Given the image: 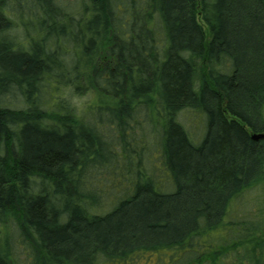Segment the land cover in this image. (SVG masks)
<instances>
[{
    "label": "trees",
    "instance_id": "1",
    "mask_svg": "<svg viewBox=\"0 0 264 264\" xmlns=\"http://www.w3.org/2000/svg\"><path fill=\"white\" fill-rule=\"evenodd\" d=\"M60 1L0 0V264H264V0Z\"/></svg>",
    "mask_w": 264,
    "mask_h": 264
},
{
    "label": "rangeland",
    "instance_id": "2",
    "mask_svg": "<svg viewBox=\"0 0 264 264\" xmlns=\"http://www.w3.org/2000/svg\"><path fill=\"white\" fill-rule=\"evenodd\" d=\"M74 0H61L60 2L64 5L72 3ZM65 88L64 94L68 97L70 102H72L78 109L83 110L87 103L93 101L91 94H82L78 95L76 92L71 89ZM52 94L54 93V88L52 86ZM87 102V103H86ZM183 122L189 129L190 133L195 138L202 137L205 131V123L203 115L199 112L193 110L183 111L182 114ZM152 156H157V153ZM153 172L158 177L160 181L166 186L169 182V177L166 172L163 171L161 163L158 159L155 158L154 162L151 165ZM232 214L234 217H247L258 219L259 217H264V181L259 182L253 188L245 191L240 198H238L233 205ZM1 247L3 245L1 244ZM4 248V247H3ZM164 256L165 260L162 256ZM169 257L165 254H151L137 257L133 260L135 264H167Z\"/></svg>",
    "mask_w": 264,
    "mask_h": 264
},
{
    "label": "water",
    "instance_id": "3",
    "mask_svg": "<svg viewBox=\"0 0 264 264\" xmlns=\"http://www.w3.org/2000/svg\"><path fill=\"white\" fill-rule=\"evenodd\" d=\"M252 138L255 139V140L262 139V138H264V132L254 133V134L252 135Z\"/></svg>",
    "mask_w": 264,
    "mask_h": 264
}]
</instances>
